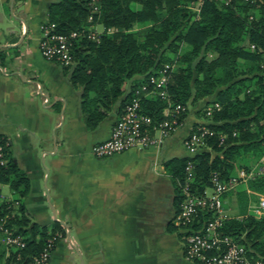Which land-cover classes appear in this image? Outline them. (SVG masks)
Returning a JSON list of instances; mask_svg holds the SVG:
<instances>
[{"label":"trees","instance_id":"16d2710c","mask_svg":"<svg viewBox=\"0 0 264 264\" xmlns=\"http://www.w3.org/2000/svg\"><path fill=\"white\" fill-rule=\"evenodd\" d=\"M194 2L197 0H56L49 3L45 21L53 23L57 32H77L70 49L71 63L54 62L77 89L78 108L87 129L97 126L113 108L117 116L134 91L141 84L150 87L149 77L163 68L168 99L183 108L175 114L180 126L196 101L212 96L202 106L204 115L205 106L218 104L205 115L206 123H193L187 130L190 135L203 125L211 131L198 150L163 161L174 214L182 198L187 162L193 172L187 183L190 191L201 193L211 184L213 173L226 179L239 168L249 171L235 165L242 153L256 154V160L264 157V0H202L193 11ZM132 3L138 7L132 8ZM94 25L102 26L97 40L86 37ZM109 28L112 31L106 33ZM172 62L174 67H165ZM165 106L159 95L140 93L141 111L152 121L163 118ZM0 138V142L5 141L7 159L0 165V185L6 184L16 194L12 201L0 200V216L7 215L5 227L24 238V246L10 254H19V262H23L42 248L46 238L57 231L62 236L63 231L57 221L28 224L21 203L28 191V179L7 152L5 138ZM246 183L250 190L264 192L263 173ZM230 190L221 195L222 201ZM208 217L209 213H201L199 220ZM195 227L197 223L192 224ZM219 232L248 246L264 261V216H228ZM242 232L245 239L239 238ZM10 261L0 246V264Z\"/></svg>","mask_w":264,"mask_h":264},{"label":"crops","instance_id":"0c3cea01","mask_svg":"<svg viewBox=\"0 0 264 264\" xmlns=\"http://www.w3.org/2000/svg\"><path fill=\"white\" fill-rule=\"evenodd\" d=\"M53 1L0 0V135L28 179L23 215L62 226L48 264H195L184 259L170 222L175 210L163 169L164 159L187 154L181 138L191 123L184 118L156 146L94 157L91 146L108 137L115 108L87 129L77 89L40 55V25ZM0 192L14 195L6 184Z\"/></svg>","mask_w":264,"mask_h":264},{"label":"built area","instance_id":"2783aa9c","mask_svg":"<svg viewBox=\"0 0 264 264\" xmlns=\"http://www.w3.org/2000/svg\"><path fill=\"white\" fill-rule=\"evenodd\" d=\"M197 1L198 8L202 0ZM215 1L228 3L230 0ZM98 34L91 29L87 31L86 37L97 40ZM76 37L77 32L75 31L68 34L60 33L54 30L53 23L43 22L40 25V37L37 43L39 53L44 59L68 65L72 61L70 50L72 40ZM165 67L167 66L165 65ZM149 82L150 87L147 84H141L139 90L134 91L130 99L124 103L110 128L108 137L91 146V153L94 157L106 158L129 149L156 146L168 134L169 130L180 127V122L175 118V114L183 108L178 104L165 106L166 111L162 110L163 118L157 122L152 121L148 115L141 111L140 93H143L144 96L157 94L164 99L166 82L164 68L159 70L156 76H150ZM43 101L46 102L47 99L43 98ZM214 108H218L217 103L207 105L205 114H209ZM206 134H211V131L203 125H200L190 135L186 133L181 141L185 151L190 155L196 152L203 144V137ZM223 137L224 135H221V139ZM262 144L264 146V142ZM4 146L5 141H1L0 165H4L7 161ZM184 172L185 182L181 186L182 198L178 205V212L173 215L171 221L174 226L180 229L184 259L195 264H264V261L248 246L230 235L219 232L221 224L228 217L221 195L232 189L238 182L261 175V173L264 174V170L249 173V171L246 172L240 168L234 175L226 179H220L216 173H213L210 177L211 184L205 187L201 193L190 191L187 184L193 176L189 162L185 165ZM13 204L16 205V202L14 201ZM257 204L254 208L264 216V199L261 198ZM205 212L209 213V217L200 221L201 213ZM6 217L7 215L0 216V242L5 246L6 253L11 254L16 249L22 248L25 242L22 236L13 234L10 229L5 227ZM193 223H197V227L192 228ZM59 237L60 234L55 232L46 238L42 248L26 261L19 262L21 261L19 254L11 256L10 264H16L17 261L18 264H48L54 240Z\"/></svg>","mask_w":264,"mask_h":264},{"label":"rangeland","instance_id":"374dc122","mask_svg":"<svg viewBox=\"0 0 264 264\" xmlns=\"http://www.w3.org/2000/svg\"><path fill=\"white\" fill-rule=\"evenodd\" d=\"M197 5H198V1L194 2L191 5V10L195 11L197 9ZM132 8H137L138 4L136 3H132L131 4ZM45 22V21H44ZM99 26V29H96V27ZM93 29L96 33H100L102 31V26L100 25H94ZM91 29H88L87 31H90ZM106 33H109L112 31L111 28H109V31H107V29L105 30ZM242 45H245V43H243ZM181 46H183V44H181ZM245 47H247V45H245ZM164 65H168L169 67H174L175 66V62H172L170 64H164ZM212 96H207L201 100L196 101L192 106H189V111L188 113L184 116L185 119H187V121H189L191 124L192 119H198V122H194V123H206L207 118L206 116H208L209 114H203V110H202V106H204L205 102L209 99H211ZM164 100L166 101V106L168 105H172L171 102L168 99V95L166 93L165 90V94H164ZM206 107V106H205ZM166 107L163 108V111H166L165 109ZM205 111V108H204ZM190 124V125H191ZM190 127V126H189ZM188 127V129H189ZM178 129H171L168 131V134L166 136H170L173 135V133ZM187 133L186 132L183 133V136ZM181 138V139H182ZM256 154L253 153H242L239 157H237L236 161H235V165H239V166H245L247 167L249 170V173H254V172H258L259 170L263 169L264 170V157H262V155L260 156L259 160H256ZM41 168L44 170L43 165L41 163ZM237 169V167L234 168ZM240 169V168H239ZM244 170V169H243ZM247 172V171H246ZM234 173V172H233ZM236 173V172H235ZM234 173V174H235ZM233 174V175H234ZM252 176V175H251ZM253 177H249L244 181L238 182L231 190L230 192H228L227 194H225L223 196V203H224V208L226 209L227 215L231 216V217H237V218H241L244 214L245 215H249L254 219H259L261 218L263 215H261L259 213L258 210H256L254 207L256 205H258V201L261 200V198L264 199V192H256V191H252L250 190V188H248L246 181L249 179H252ZM194 192V191H193ZM195 193V192H194ZM1 194V192H0ZM3 194V193H2ZM9 198H1L0 196V200H8V201H12L14 199V197L16 196V194H9ZM244 209V210H243ZM244 211V212H243ZM27 218V217H26ZM173 216L171 217L170 221H172ZM28 219V224L33 223L32 220ZM36 223V222H35ZM176 227V226H175ZM177 228V227H176ZM179 233H180V229L177 228ZM176 229V230H177ZM60 234L61 238V233L58 232ZM181 234V233H180ZM239 238L245 239L244 237V232L240 233ZM0 246L3 249V256L6 257H11V255L8 253H6V249L5 246H3V244L0 242ZM252 251V250H251ZM11 262V261H10ZM10 264V263H9Z\"/></svg>","mask_w":264,"mask_h":264}]
</instances>
